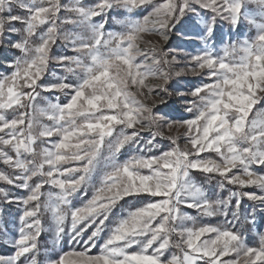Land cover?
<instances>
[{
    "label": "snow or ice",
    "instance_id": "6c2138e0",
    "mask_svg": "<svg viewBox=\"0 0 264 264\" xmlns=\"http://www.w3.org/2000/svg\"><path fill=\"white\" fill-rule=\"evenodd\" d=\"M150 3L152 0H98L96 5L86 8L81 0H73L69 5L61 4L60 0H0V37L6 23L9 31L23 33L20 41L11 44L21 56L8 62L10 72L0 74V132L5 133L0 136V162L15 173L0 172V181L28 193L24 197L10 198L7 190L0 189V194L9 203L20 202L26 206L20 216L19 237L13 244L16 250L10 257H0V264H19L22 257L25 264H40L37 259L38 237L43 230L40 214L42 189L46 184L59 189L55 200L49 194L59 234L64 230L62 226L66 219L60 206L71 207V197L87 184L104 151L110 157L130 142L139 143V130L135 126L140 121L132 114L131 104L134 102L129 100L127 87L129 80L136 83V69L141 67L135 63L139 54L136 41L140 34L164 30L161 34L167 40L166 31L173 26V21L178 22L187 11H194L191 8L193 3L226 19L233 26L238 24L241 14L240 0H166L156 5L143 22L137 21L126 32L108 33L106 37L103 32L106 21L92 22L93 17L104 15L113 7L128 9ZM13 5L25 10L27 16L13 15ZM62 10L71 15L62 18L59 15ZM152 16L158 19L152 28H148ZM14 22L24 27L18 29ZM64 24L85 29L89 37L85 39L73 31L62 32L61 25ZM45 25L46 29L39 31ZM260 30L258 44L245 42L240 47L239 52L243 55L239 60L225 62V57L237 52L235 46L225 48L224 57H214L207 51L191 57L197 68H207L210 77L214 78V83H205L191 90L192 100L184 101L185 111L195 113L193 119L154 117L165 121L168 127L186 126L190 149L173 147L159 156L133 155L123 163L106 160L108 170L104 171L100 186L82 207H75L70 212V238L73 243L82 242L84 245V250L74 253L75 264H264V234L259 236L261 247L253 249L245 244L242 233L220 230L211 225L184 226L182 222L186 214L180 211L183 205L195 208L202 215L212 216L230 204V198L207 199L202 189L192 182V170L218 174L220 189L225 186L223 181H227L241 187L255 185L264 190V175L251 170L252 165L264 167V118L249 119L253 106L264 100V26H260ZM208 31L211 33L212 26ZM61 39L70 43L77 55L51 56L52 46ZM112 44L115 47L104 55L100 46ZM83 57H90L91 63ZM53 59L67 73L76 75L78 82L57 78L46 83L45 73ZM147 59L145 55V66L151 71ZM114 67L117 71L112 75ZM161 78L167 83V76ZM56 91L65 95L66 103H53L41 96L43 92ZM177 95L186 94L178 92ZM39 99L46 102V107L37 105ZM9 109L14 113L11 119L5 114ZM139 110L151 113L150 107ZM37 116H47L53 123L42 125ZM117 125L134 130L131 135L123 131L114 135ZM143 128L144 125H140V130ZM34 129L38 131L34 132ZM54 136L60 139L52 142L50 148L44 147L37 152L35 144L38 139ZM154 139L153 135L141 147L148 146L150 150ZM204 152H215L222 163L201 156ZM25 154L33 158L27 159ZM71 162H76L77 166L61 167ZM234 168H240L241 174H231ZM143 169H147V174L141 171ZM128 196L145 199L141 206L129 210L126 216L115 222L99 255H88L107 226L112 208ZM232 196L236 197V210L232 211V216L237 220L240 218L241 196L264 202V195L256 193H242L241 196L232 193ZM245 221L255 225L254 216L245 218ZM89 229L94 230L84 240ZM173 234L180 237L175 244L171 240ZM208 234L215 236L201 240ZM173 246L178 251L164 259ZM133 247L137 250L130 251ZM233 253L235 259H221L231 257ZM67 255L48 259L46 264H68Z\"/></svg>",
    "mask_w": 264,
    "mask_h": 264
},
{
    "label": "rangeland",
    "instance_id": "374dc122",
    "mask_svg": "<svg viewBox=\"0 0 264 264\" xmlns=\"http://www.w3.org/2000/svg\"><path fill=\"white\" fill-rule=\"evenodd\" d=\"M60 2L63 5H69L73 3V0H60ZM81 2L87 8L96 5L98 0H81ZM165 2L166 0H152V3L148 5L128 9L113 7L107 10L104 15L93 17L92 22L99 24L106 21L103 28L106 37L108 33L118 34L126 32L137 21L143 22L144 17L152 13L156 5ZM240 2L241 14L236 26L231 25L226 19L214 15L212 11L201 7L199 4L193 3L191 8L194 11L189 10L179 17L178 22L173 21V26L166 31L167 40L161 34L164 30L145 31L140 34L136 41V48L139 49V54L136 55L135 63L141 65V67L136 69L138 74L136 83L129 80L127 87L129 100L134 102L131 104V107L134 109L132 114L140 121L135 126V129L139 130V136L137 137L139 143L130 142L122 147L119 152L112 153L110 157L107 156V151H104L97 162L96 168L90 174L87 184L71 197V207L67 205L60 206L61 213L65 214L66 219L62 226L64 230L59 234L56 231L55 215L52 212L54 204H52V201H49V194H51L52 200H55L59 189L47 184L44 186L42 189L44 195L42 197L40 214L43 230L38 237L39 254L37 255L40 264H46L48 259H58L60 255L65 253L68 254L65 257L68 264H75L76 258L74 253L84 250L82 242L73 243L70 238V212L75 207H82L92 197L95 188L100 186L102 175L104 171L108 170L106 160L110 159L113 163H123L133 155L159 156L164 151H168L173 147H178L182 150L191 148L188 135H186L188 133L186 126L173 125L168 127L165 121L154 119V117L166 116L172 120H190L194 118L195 113L185 111L184 101L192 100L189 94L191 90L205 83H214V78L210 77L207 68H197L191 60L192 56L202 55L204 51H207L213 54L214 57H224L225 48L231 49L232 46H235L237 52L225 57V62H230L232 60H239V56L243 55V53L239 52V49L245 42L250 45L259 43L257 37L261 34L260 26H264V0H240ZM12 14L27 16V12L16 5H13ZM59 15L63 18L71 14L62 10ZM157 19L158 17L152 16L147 27L152 28L153 24H156ZM14 26L18 29L24 27V25L18 22H14ZM156 26L157 28L159 27L158 24ZM210 26H212L211 33L208 31ZM46 27V25L41 26L39 31H44ZM61 31H73L85 39L89 37V33L85 29L71 24L61 25ZM22 35V32L14 33L9 31L7 23L5 24L3 36L0 37L3 41L0 43V74L10 72L11 69L8 68V62L15 61L21 56L19 50L12 48L11 44L20 41ZM111 47H115V44L109 47L100 46V50L104 55H107ZM50 55L53 57L62 55L75 56L77 53L70 43L66 44L61 39L52 46ZM145 55L148 56L146 64L150 66L151 71H148L145 66ZM173 57H175V60ZM83 58L87 63H91L90 57ZM153 60H155V63H153ZM122 67L126 68L127 66L122 65ZM116 71L114 67L111 70V74L115 75ZM77 72H79V69H77ZM162 75L167 76V83L161 78ZM57 78H66L73 83L78 82L76 75L67 73L64 67L53 59L48 65L44 80L46 83L54 82ZM141 80L143 83H140ZM165 88L166 90H164ZM178 92L185 93L186 95H177ZM41 96L47 97L53 103L67 102L65 95L58 91L43 92ZM161 100H164L165 103L161 104ZM36 103L39 107H46V102L43 99H39ZM142 107H150L151 113L139 110ZM262 110H264V100H260L253 106L249 119L264 118V111ZM5 114L11 119L14 113L9 109ZM258 114L261 115L258 116ZM37 118L42 125H51L53 123L47 119V116H37ZM140 125H144L143 130H140ZM24 127H26V124ZM133 130L124 125H117L114 135L121 131L131 135ZM33 131L37 132L38 130L34 129ZM3 135L5 133L0 132V136ZM153 135L155 139L153 146H150V150L148 146L141 147V145H146V141L152 139ZM59 139L60 137L58 136L40 138L37 140L35 148L37 152L44 147L50 148L52 142ZM201 156L222 163L221 158L215 152H204L201 153ZM25 158L32 159L33 157L25 154ZM36 159H39V156ZM73 166H77V163L71 162L61 165V167ZM45 169H47V165H45ZM251 170L259 175H264V167L260 165H252ZM141 171L147 174V169ZM0 172H5L9 175L15 174L13 169L6 166L3 162H0ZM231 174L240 175L241 169L234 168ZM190 177L192 182L202 189L207 199L216 201L230 198V204L227 208L212 216L202 215L195 208L181 205V213L186 214L185 220L182 222L183 225L186 227L211 225L220 230L239 232L243 234L244 242L248 247L259 249L261 247L259 236L260 234H264V202L250 200L246 196H241V194L256 193L257 195H264V190L255 185L241 187L240 185L228 184L227 181H223L225 186L223 189H220L221 177L218 174L204 173L199 170H192ZM0 189L7 190L10 193V198L24 197L28 194L26 190L10 186L2 181H0ZM232 193L241 196L239 220L234 219L232 216V211L236 210V197H233ZM144 199L143 197L128 196L119 201L112 208L109 220L106 221L107 226L100 234V238L96 240L95 246L89 249L88 255H99L101 253V245H103L104 240L109 234V230L114 226L115 222L120 217L126 216L129 210L141 206ZM154 199L158 200L159 198ZM25 207L20 202L9 203L3 194H0V257H10L14 254L16 249L13 244L14 240L19 237L20 216ZM250 216H254L255 225L245 221V218ZM92 230L94 229L88 230L87 235L83 237L84 240L87 239L88 235H91ZM214 236L215 234H208L201 237V240L214 238ZM171 240L175 244V242L180 240V237L173 234ZM135 250L137 249L133 247L130 251ZM177 251L174 246L171 247L164 259H168ZM229 258L235 259V254L233 253L231 257H221L222 260ZM19 264H25L23 257L19 261Z\"/></svg>",
    "mask_w": 264,
    "mask_h": 264
},
{
    "label": "trees",
    "instance_id": "16d2710c",
    "mask_svg": "<svg viewBox=\"0 0 264 264\" xmlns=\"http://www.w3.org/2000/svg\"><path fill=\"white\" fill-rule=\"evenodd\" d=\"M1 65V64H0Z\"/></svg>",
    "mask_w": 264,
    "mask_h": 264
}]
</instances>
